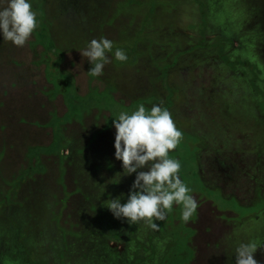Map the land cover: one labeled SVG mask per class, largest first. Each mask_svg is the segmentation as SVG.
<instances>
[{"label":"rangeland","instance_id":"374dc122","mask_svg":"<svg viewBox=\"0 0 264 264\" xmlns=\"http://www.w3.org/2000/svg\"><path fill=\"white\" fill-rule=\"evenodd\" d=\"M31 3L25 45L0 41V264H235L237 243L264 241V0ZM100 37L128 58L91 77L79 50ZM139 104L182 132L187 223L177 205L153 230L102 204L127 198L112 120Z\"/></svg>","mask_w":264,"mask_h":264},{"label":"clouds","instance_id":"9594fccd","mask_svg":"<svg viewBox=\"0 0 264 264\" xmlns=\"http://www.w3.org/2000/svg\"><path fill=\"white\" fill-rule=\"evenodd\" d=\"M37 27L36 12L31 0H0V41L11 42L23 47ZM113 42L105 37L93 38L79 50L92 67L87 71L91 77L102 75L110 59L124 62L126 53L117 48L112 56ZM114 133V157L121 162L122 175L134 179L121 202L119 196L106 199L107 207L115 218H124L128 224L142 222L156 230V221L165 219L173 205L180 207V220L187 223L197 209V201L191 195L192 189L180 178L181 163L169 155L182 138L172 114L167 108L153 104L146 109L139 104L130 113L120 111L112 120ZM264 247V241L249 239L240 241L234 249L235 264H258L254 253Z\"/></svg>","mask_w":264,"mask_h":264},{"label":"trees","instance_id":"16d2710c","mask_svg":"<svg viewBox=\"0 0 264 264\" xmlns=\"http://www.w3.org/2000/svg\"><path fill=\"white\" fill-rule=\"evenodd\" d=\"M43 29V28H42ZM45 30V29H44ZM44 44L46 46V48L49 50V51H52L55 53V45H54V42L52 40V38L50 37V35L48 34V32L45 30V33H44ZM147 106V105H146ZM151 108V107H150Z\"/></svg>","mask_w":264,"mask_h":264},{"label":"flooded vegetation","instance_id":"af4514ba","mask_svg":"<svg viewBox=\"0 0 264 264\" xmlns=\"http://www.w3.org/2000/svg\"><path fill=\"white\" fill-rule=\"evenodd\" d=\"M238 223H240V222H237L236 225H238ZM242 237H244V236H242ZM246 237H247V236H246ZM246 237H244V238L246 239ZM243 240H244V239H243ZM244 242H245V241H244ZM94 243H96V242H94ZM92 244H93V243H87V247H88L87 249H88V250L91 249L90 252L94 253V250H95V249L93 250V248H91V247H92ZM93 246H95V244H93ZM87 249H86V250H87ZM138 250H139V249H138ZM140 250H141V249H140ZM87 255H88V254H87ZM88 256H89V255H88ZM0 257H1V255H0ZM91 258H92V257H91ZM85 259H86V258H85ZM85 259H83V261H85ZM94 260H96V258H93V261H94ZM89 264H95V263L93 262V263H89Z\"/></svg>","mask_w":264,"mask_h":264}]
</instances>
